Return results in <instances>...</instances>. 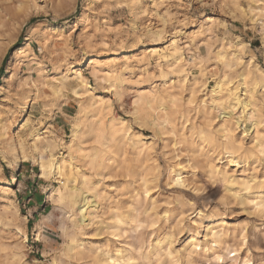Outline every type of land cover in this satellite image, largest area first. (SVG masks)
Listing matches in <instances>:
<instances>
[{
    "label": "rangeland",
    "instance_id": "1",
    "mask_svg": "<svg viewBox=\"0 0 264 264\" xmlns=\"http://www.w3.org/2000/svg\"><path fill=\"white\" fill-rule=\"evenodd\" d=\"M0 121V264H264V0H0Z\"/></svg>",
    "mask_w": 264,
    "mask_h": 264
},
{
    "label": "bare ground",
    "instance_id": "2",
    "mask_svg": "<svg viewBox=\"0 0 264 264\" xmlns=\"http://www.w3.org/2000/svg\"><path fill=\"white\" fill-rule=\"evenodd\" d=\"M254 9V8H253ZM146 49V48H145ZM145 52H147V51H144V53ZM149 52H152V54L153 55H157V56H159V57H163V58H165V54H159V52H156L154 49H151ZM174 55H179V52L178 51H175V53H174ZM240 59V58H239ZM21 62H22V65L26 62V60H25V57H24V59H23V57L21 58ZM11 70V67H8L7 68V72L8 71H10ZM101 71L100 70H94L93 71V74H94V76H97L99 73H100ZM71 74H74V76H73V78L74 79H76L77 81H79L80 82V86H79V89H81V90H88V89H90L91 88V86L88 84V83H86L84 80H83V77H82V75H81V73L77 70V71H72L71 72ZM107 75H108V77L107 78H111L110 77V74L109 73H107ZM73 78H71L70 76H69V74L68 73H66V74H64L63 76H62V78H61V81L58 83V84H56V85H52L51 87L54 89V90H57V88H59L60 86H65V85H67L69 82H70V80L71 79H73ZM75 80V81H76ZM34 84V83H33ZM220 84V83H219ZM70 85V84H69ZM263 85V84H262ZM35 87H36V85H35ZM219 90L220 89V86L217 84L216 85V87H215V89H213V93L214 94H217V92L215 91V90ZM247 91V90H246ZM167 93V92H166ZM74 94L75 95H78V92L77 91H74ZM191 94V93H190ZM151 97V96H150ZM149 97V98H150ZM248 98H251V97H248ZM152 101V100H151ZM150 100H149V103L151 102ZM242 101V100H241ZM99 103H100V106L101 105H103V103H102V101H99ZM238 103V102H237ZM243 104V103H242ZM210 107H212V106H210ZM243 107V106H242ZM140 109V108H139ZM230 109V108H229ZM227 116V115H226ZM37 121V120H36ZM115 121L116 122H118V124L121 126V127H123L124 125H125V121L123 120V119H121V118H117V119H115ZM255 121V120H254ZM0 123H1V121H0ZM37 124V123H36ZM254 126V124L253 123H251L250 124V126ZM39 126V125H38ZM38 126H36V127H38ZM32 127V126H31ZM174 127V126H173ZM248 128H249V126H248ZM79 129V128H78ZM223 131H225L224 129H223ZM252 131V130H251ZM34 131H30V132H28V136L32 139V145L31 146H33V149L35 150V151H38V152H40V153H42L43 152V149H42V147H41V144H42V141H41V139H40V132H37V133H33ZM227 132V131H226ZM255 134V133H254ZM77 135H78V132H77V128L76 129H74V132H73V136H74V138H76L77 137ZM25 137V136H24ZM255 137V136H254ZM257 138V137H256ZM241 142V141H240ZM17 146H20V152H21V154L22 155H24V152H25V149H24V147H23V145H22V143L21 142H19L18 144H16L15 142L13 143V141H12V145H10L9 146V151H10V153H12V155H14V158H15V161H18L19 160V153H18V148H17ZM242 146V145H241ZM110 148V147H109ZM70 150V149H69ZM236 152V151H235ZM231 155V154H230ZM97 158V157H96ZM231 158V157H230ZM64 159V158H63ZM62 159V162L61 163H58V161L52 156V158L49 160V162H48V164L45 166V168H46V170L52 175V174H56V175H58L59 177H67V176H69V177H73V175H74V172H73V170L72 169H70L69 171H67L68 169V167L70 166V163L69 164H67V167H66V162L64 161ZM208 161V160H207ZM235 161V157L233 158V159H231L230 160V162L231 163H236V162H234ZM240 162V161H239ZM233 166H235V165H233ZM76 169V168H75ZM79 173V172H78ZM175 173V172H174ZM175 177H176V180L178 181V180H180V177H181V174L179 173V172H176L175 173ZM231 178V177H230ZM83 179V178H82ZM182 180V179H181ZM81 181H83V180H81ZM229 191V190H228ZM236 195V194H235ZM59 196H60V198H63L64 197V195L62 194V193H60L59 194ZM86 197V196H85ZM87 198V197H86ZM82 199V198H81ZM88 199V198H87ZM82 201V200H81ZM93 202V201H92ZM87 204V201L84 199V202H83V206L84 205H86ZM87 206H89V205H87ZM258 206H260V205H258ZM80 206H78V208H79ZM77 208V209H78ZM82 209V208H81ZM84 209H85V207H84ZM81 214V213H80ZM85 216V215H84ZM81 218H82V216H81ZM79 219V218H78ZM80 222H81V220H80ZM223 222V221H222ZM207 226H209V225H207ZM80 227V226H79ZM39 229V226L38 225H36L35 227H34V230L35 231H37ZM206 232H209V233H211V234H213V230H212V228H206ZM38 237V236H37ZM193 243H194V239L192 238L191 240H190V244L191 245H193ZM214 244V243H213ZM161 245V244H160ZM102 256V255H101ZM101 258V257H100ZM112 261V260H111ZM246 264H249V263H246Z\"/></svg>",
    "mask_w": 264,
    "mask_h": 264
}]
</instances>
